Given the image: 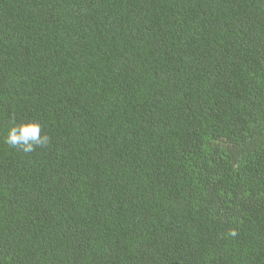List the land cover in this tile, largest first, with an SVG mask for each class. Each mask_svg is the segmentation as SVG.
Returning <instances> with one entry per match:
<instances>
[{
  "label": "trees",
  "instance_id": "obj_1",
  "mask_svg": "<svg viewBox=\"0 0 264 264\" xmlns=\"http://www.w3.org/2000/svg\"><path fill=\"white\" fill-rule=\"evenodd\" d=\"M0 264H264V0H0Z\"/></svg>",
  "mask_w": 264,
  "mask_h": 264
},
{
  "label": "clouds",
  "instance_id": "obj_2",
  "mask_svg": "<svg viewBox=\"0 0 264 264\" xmlns=\"http://www.w3.org/2000/svg\"><path fill=\"white\" fill-rule=\"evenodd\" d=\"M5 142L24 153H31L37 147L47 145L49 137L43 132V125L38 120H23L19 123L13 122L10 125L5 136Z\"/></svg>",
  "mask_w": 264,
  "mask_h": 264
}]
</instances>
